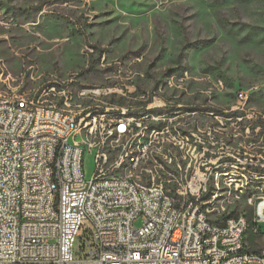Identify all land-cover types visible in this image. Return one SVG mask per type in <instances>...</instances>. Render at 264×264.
I'll use <instances>...</instances> for the list:
<instances>
[{
  "label": "rangeland",
  "instance_id": "374dc122",
  "mask_svg": "<svg viewBox=\"0 0 264 264\" xmlns=\"http://www.w3.org/2000/svg\"><path fill=\"white\" fill-rule=\"evenodd\" d=\"M134 73L142 76L125 80ZM50 77L71 80L72 92L111 88L75 91L72 108L98 106L87 117L105 108L124 117L134 108L159 116L206 109V125L203 117L172 119L171 135L184 145L163 134L146 144L149 157L170 151L187 173L199 168L198 136L206 137L204 153L221 147L222 156L262 160L264 0H0V92L37 90ZM153 98L165 104H147ZM140 144L142 134L130 138ZM235 165L210 164L201 200L249 214L247 198L264 194V176ZM85 169L89 177L92 158ZM81 246L77 237L74 256Z\"/></svg>",
  "mask_w": 264,
  "mask_h": 264
},
{
  "label": "built area",
  "instance_id": "2783aa9c",
  "mask_svg": "<svg viewBox=\"0 0 264 264\" xmlns=\"http://www.w3.org/2000/svg\"><path fill=\"white\" fill-rule=\"evenodd\" d=\"M135 76L142 74L125 80L135 83ZM70 82L50 77L37 90L0 95V264H264V195L247 198L249 214L199 201L210 164H242L253 176H264V146L262 160H240L222 156L221 147L204 153L206 137L198 136L194 173L176 164L170 151L145 161L144 148L156 134L184 145L171 135L172 119H200L206 109L170 116L134 109L130 117H112L105 108L87 117V109L98 106L72 108L75 91L111 88L72 92ZM147 104L165 103L153 98ZM151 125H159V132H151ZM135 134H142V151L131 167H148L140 184L117 174L118 159ZM88 158L92 171L86 177ZM153 175L162 176L161 189H153ZM77 237L82 246L74 256Z\"/></svg>",
  "mask_w": 264,
  "mask_h": 264
},
{
  "label": "bare ground",
  "instance_id": "6f19581e",
  "mask_svg": "<svg viewBox=\"0 0 264 264\" xmlns=\"http://www.w3.org/2000/svg\"><path fill=\"white\" fill-rule=\"evenodd\" d=\"M47 83V82H46ZM44 84V83H43ZM96 93V92H95ZM110 93V92H109ZM84 94V93H83ZM101 94V93H100ZM0 95H5V93L0 92ZM89 95V94H88ZM130 96V95H129ZM137 100V99H136ZM77 106V105H76ZM150 106V105H149ZM152 106V105H151ZM154 106V105H153ZM156 106V105H155ZM73 107V106H72ZM79 107V105H78ZM94 108V107H93ZM165 108V107H164ZM132 109V106H131ZM135 109V108H134ZM123 110V109H122ZM150 110V109H149ZM154 111V110H153ZM161 111V110H160ZM94 112V111H93ZM113 114V113H112ZM126 114V113H125ZM102 115V114H101ZM92 117V116H91ZM112 117H124L121 115H112ZM173 122V121H172ZM181 125V124H180ZM187 125V124H186ZM175 130V129H174ZM199 130V129H198ZM205 132V131H204ZM138 135V134H135ZM134 135V136H135ZM194 136V135H193ZM184 137V136H183ZM187 138V137H186ZM192 139V138H191ZM196 141V140H195ZM188 144V143H187ZM135 146V145H133ZM141 144L138 145L137 149H135V147H132V145L130 146V148H132V150L128 149L129 151L126 150V152L124 154H122L121 157H119L118 159V166H117V174H124L126 173L129 176L133 177V184H140V177L143 174H148V167L146 166H134L131 167V165L133 164L134 159L136 158V155H139L140 152L142 151V146ZM182 146V145H181ZM154 147V146H153ZM178 147V146H177ZM134 148V149H133ZM147 146L144 148V160L145 161H153L152 156L149 157V155H147ZM162 150V149H161ZM158 151V150H156ZM209 153V152H208ZM198 154V153H197ZM151 155V154H150ZM226 155V154H225ZM146 156H148V158L146 159ZM201 156V154H200ZM231 156V155H230ZM152 158V159H151ZM125 161V165L122 166L123 162ZM196 161V160H195ZM122 166V167H121ZM236 166V165H235ZM241 166V165H240ZM245 167V166H244ZM224 170V169H223ZM243 170V169H242ZM193 171V170H192ZM162 178V177H161ZM254 182V181H253ZM161 184H162V180H158L156 178L155 175L152 176V185H153V189H161ZM246 184V183H245ZM208 188V186H207ZM242 188V187H241ZM204 190V189H203ZM264 195V194H262ZM203 198V197H202ZM205 199V198H204ZM199 201L201 200V192L199 194ZM210 203V202H209ZM260 242H264V232H260Z\"/></svg>",
  "mask_w": 264,
  "mask_h": 264
},
{
  "label": "flooded vegetation",
  "instance_id": "af4514ba",
  "mask_svg": "<svg viewBox=\"0 0 264 264\" xmlns=\"http://www.w3.org/2000/svg\"><path fill=\"white\" fill-rule=\"evenodd\" d=\"M204 104H205V100H204ZM205 114H206V111H205ZM203 121H204V124L206 125V116L205 115L203 117Z\"/></svg>",
  "mask_w": 264,
  "mask_h": 264
},
{
  "label": "trees",
  "instance_id": "16d2710c",
  "mask_svg": "<svg viewBox=\"0 0 264 264\" xmlns=\"http://www.w3.org/2000/svg\"><path fill=\"white\" fill-rule=\"evenodd\" d=\"M160 176V175H159ZM160 177H162V176H160Z\"/></svg>",
  "mask_w": 264,
  "mask_h": 264
}]
</instances>
